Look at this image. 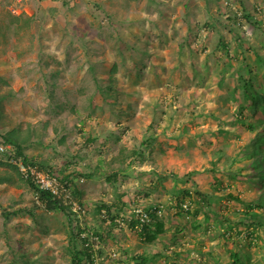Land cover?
Masks as SVG:
<instances>
[{
  "label": "rangeland",
  "instance_id": "rangeland-1",
  "mask_svg": "<svg viewBox=\"0 0 264 264\" xmlns=\"http://www.w3.org/2000/svg\"><path fill=\"white\" fill-rule=\"evenodd\" d=\"M188 1L186 9L181 0H51L47 7L24 2L29 13L25 6L8 43L27 56L18 58L14 80L0 77V133L15 129L31 140L29 159L79 180L87 194L77 200L86 211L81 217L48 211L37 203L35 190L5 168L2 174L15 180L0 183V264H71L81 238L93 232L102 237L96 247L103 264H135L138 256L145 264H227L231 250H239L244 263L263 264L261 228L250 246L235 230L231 235L223 229L237 220L231 212L242 206L223 200L221 190L255 201L260 192L259 183L249 180L247 187L238 180L230 181L231 189L227 185L231 172L249 165L245 154L234 165L230 161L239 149L254 146L264 115L254 113L242 95L244 82L264 85V0ZM225 2L248 15L259 10L261 23L228 27ZM37 36L38 49L30 55ZM219 43L226 46L219 49ZM114 65L112 92L106 85ZM149 135L157 140L145 149L141 164L124 165L117 183H108L106 176L120 165L107 169L104 162L131 152ZM218 158L213 174L210 167ZM147 170L164 180L154 174L140 178ZM119 190L130 194L125 202L133 206L146 202L137 196L152 191L149 203L166 209V234L148 242L141 228L131 226L126 208L114 212V220L100 215L96 209L111 205ZM208 193L220 198L216 204L230 207L228 213L217 207L224 211L220 219L205 218L208 206L195 215ZM190 201V213L181 211L179 204ZM226 213L228 220L222 219ZM116 220H125V226L119 228Z\"/></svg>",
  "mask_w": 264,
  "mask_h": 264
},
{
  "label": "trees",
  "instance_id": "trees-1",
  "mask_svg": "<svg viewBox=\"0 0 264 264\" xmlns=\"http://www.w3.org/2000/svg\"><path fill=\"white\" fill-rule=\"evenodd\" d=\"M224 9L228 12L225 15V21H226V24H228V27L239 26L237 16L230 9V7L224 4ZM258 16H259L258 11H253L249 15L246 13H243L242 18L245 21H250L252 23L255 22V25H258L261 23V19L258 18ZM244 34H246L247 36L250 35L249 32H246V31L244 32ZM116 72H117V67L116 65H114L112 69L110 70L111 75L106 85V89L108 91L114 92V89H113L114 79L112 77L114 76ZM242 79L244 78L242 77ZM258 86L259 87H256V85H252L250 81L244 82L242 86V95H243V99L249 103V108L254 113H258V112L264 113V85L263 86L258 85ZM124 113L125 112H123V114ZM258 122H259L258 123L259 131L256 132L252 140L255 143L254 146L248 152L246 150L247 146H244V148L239 149L237 151V156L232 157L230 161L231 162L230 164L234 165L237 162L242 160L240 159V154L241 155L245 154V159H250V163L248 166H246L245 168L244 167L241 168L239 171L236 170V171L231 172L230 173L231 175H228L231 180H229L228 185H227L228 188L231 189L232 183L230 181H235V180H238L239 182H242V184H245L244 185L245 187L248 186L246 180L251 181L250 182L251 184L259 183L260 192L256 194L257 201L251 198L249 200L241 199L240 198L241 192H239V194L237 195H234V194H231L230 192L225 193V190H226L225 188L221 190L222 196L224 197L223 200H227L228 202H235L242 206V209L234 210L233 212H231L233 216L237 218V220H233L232 221L233 224H231V222H228L222 227L225 230V232H228L231 235H233L232 230H235V233H237L238 235L237 238L242 241L248 242V246L252 244L253 239H256L260 235V233L256 232L257 230L256 228H261L262 231H264V119L263 120L260 119ZM261 125H263V127ZM253 131H254L253 126H251L250 132L253 133ZM187 134H188L187 131L183 130V136H185L188 140ZM0 135H1L0 137L3 138V140L5 141V143L12 145L14 150L17 152L18 156L22 157L26 163H30L33 166H38L44 172H49L47 170L48 163L42 162L39 164L35 159H29V157L27 156L26 150L28 149L31 143V140L29 138H25V137L23 138V136L19 134L15 129L12 131L6 132V134L0 133ZM26 135H29V132H27ZM143 139L144 140L142 141L141 145L134 147L131 152L126 154L124 153V151H121L118 154V156L107 159L104 162V164L108 166L107 169L112 167L115 163H119L120 165L118 169L115 170L114 168L111 174L110 175L108 174V176H106L105 179L107 180L108 183H113V184L117 183V179H116L117 173L119 175V171H122L120 170V168H122L124 165L132 166L134 165L135 162H140V161L142 162L145 157V149L150 148L152 144L155 143V141L157 140V137H155L154 135H149V136H145ZM187 144H189V140ZM219 163H220V158L212 161L210 169H211V172H213V174H215V170ZM0 167L9 168L10 174L13 175V173H15V175L18 177L19 180H21V182L23 181L24 183L26 182L29 185V187L35 190L36 195L38 196V200L41 201V203L45 204L44 206L48 211L60 212L62 214H65L67 210H69L70 207L63 205L61 200L53 198L52 194L39 191L33 183L24 180L19 174L18 169L15 166L0 163ZM99 167H100V164L96 165L94 169V174L98 172ZM247 169L253 170L252 172L253 176H251L249 173H245L243 175L242 171L247 170ZM102 172H107V170H104ZM51 173L55 174V172L53 171ZM94 174H90L89 176H93ZM153 174L157 176L156 179L160 180V182L162 179L164 180L162 174H157L154 170L147 171V172H141L139 174V177L143 178V175L144 176L146 175L148 177L147 179H149ZM195 174L193 173L192 176ZM10 176H8V172H7V176L5 175V180H0V182L10 184L12 180H15V176L14 178ZM172 177L177 184L181 183V181L183 180V179L178 178V176L176 175H173ZM62 180L65 181V180H71V179H69V176H63ZM77 181L79 182V180ZM79 185L80 183L79 184L73 183V186H74L73 196L75 199L77 198V196H81V197L84 196V192L81 190V188H78ZM17 186L19 187L21 185L17 184ZM235 188L238 191H241L243 189V186H242V189L238 187H235ZM143 194L145 196L148 195V193L147 194L143 193ZM185 194L188 198L191 197V194L189 192H185ZM213 197L214 196H211V194L209 193L207 195H203V198L201 200L202 204L201 203L199 204L200 208L196 210L195 215L201 213L202 212L201 208H203L204 206H208L206 212H204V214L207 215L205 217L207 220L210 214H214V217L219 218V219L221 218V215H224L223 210L216 211L218 210L217 207L219 206H221V208L219 209H226L227 213L230 211L229 210L230 207L226 206L224 203L216 204L217 201H221L219 197L216 199H214ZM190 202L189 204L191 205L192 202L191 203ZM205 202H207V205L205 204ZM119 203L115 202L113 204L111 203V205L102 204L101 206H99V208L96 209V211L100 213V215H102L101 212L103 211L105 215H102V216H106L114 220L115 216H113V213L114 212L120 213L121 211H123V207H125L124 203L123 204L122 203L119 204ZM222 205H224V207H222ZM12 213H13L12 215H15V214H18V211H13ZM67 213H69V211ZM186 213L189 214L190 209H188ZM227 213H226V216H224L222 219L228 220L229 215ZM134 225H135V222H132L131 226H134ZM141 233L142 234L144 233L146 240L148 242H154L156 239H158L159 236L166 234V228L164 227V224L162 222H155V223H150L148 225H145ZM89 235H90V239L81 238L82 239V243H81L82 249L80 252L75 251V257L73 258L71 264H94L93 243H95V241L92 239L96 238L97 241H100L102 237L100 236V234H97L94 232ZM234 238L235 237L232 236V239ZM87 243H89L88 246H87ZM229 253H230L231 261H229L227 264H242V263L248 264V263H244L243 257L240 256L239 250H231ZM134 260L136 261L135 264H145L147 261V259L142 256H138Z\"/></svg>",
  "mask_w": 264,
  "mask_h": 264
},
{
  "label": "built area",
  "instance_id": "built-area-1",
  "mask_svg": "<svg viewBox=\"0 0 264 264\" xmlns=\"http://www.w3.org/2000/svg\"><path fill=\"white\" fill-rule=\"evenodd\" d=\"M226 5L229 6L237 16L239 26H241V24H244L245 20L242 18L243 12L241 10H238L236 6L230 2H226ZM259 13L260 12L258 10V15ZM246 24L244 25V28H246ZM0 163L15 166L24 180L33 183L39 191L52 194L53 198L61 200L63 205L70 207L71 212L78 214V217H81V214L85 213L86 210L78 204L73 196L74 186L71 181H63L62 177L58 174L44 172L37 166L26 163L22 157L18 156L12 145L5 143V141L1 137ZM37 203H39V200H37ZM135 212L137 218H139L142 224L152 221L151 214H155L157 218H160L163 213V211L158 209L157 207H154L149 212L143 209H137ZM83 237L90 239V236H88L87 234H85ZM92 240L95 241V244L93 243L94 261L95 264H99L98 254H96V249H98L96 245H98V241L96 238H93ZM88 245L89 243H87V246Z\"/></svg>",
  "mask_w": 264,
  "mask_h": 264
},
{
  "label": "crops",
  "instance_id": "crops-1",
  "mask_svg": "<svg viewBox=\"0 0 264 264\" xmlns=\"http://www.w3.org/2000/svg\"><path fill=\"white\" fill-rule=\"evenodd\" d=\"M50 1L51 0H37L38 4L41 5L42 7H47V4L50 5ZM24 2H27V0H25ZM23 0H0V77L3 80H10L11 78H13L12 80H14V78L16 77V67L18 66V58L27 56L26 53L24 52H19L16 49V45H11L10 43H8L9 41H11V39L13 37H15L16 32H13L12 27L17 25V22L19 20H21L20 14L22 15L23 13V9L26 6V12L29 13V8L27 7L28 4L24 5ZM30 2L32 3L33 0H30ZM216 2V1H215ZM174 3L171 4L170 6L168 5V8L170 9L171 13L173 12V10H175V6ZM158 5H160V2H157ZM176 4V3H175ZM189 1L188 0H181V6L186 9L188 8L189 5ZM28 8V9H27ZM33 10V9H32ZM30 10L31 14L30 17H32L34 15V12ZM50 11L47 10V13H49ZM48 16V15H47ZM47 21L49 20V16L48 19L47 17L45 18ZM146 23H150L149 21L145 20ZM37 22H34V24L36 25ZM11 30V31H10ZM13 33V34H12ZM37 35V34H36ZM38 36L36 38V40L34 41V44H32L30 46V50L28 51L31 55V52L37 51V43L38 42ZM34 45V49L32 48V46ZM222 45L219 43V49L222 47ZM226 46V45H224ZM33 54V53H32ZM3 73L7 74V76L3 77ZM11 84V82H9ZM10 89L15 90V88L10 87ZM7 168V167H5ZM4 167H0V180H5V174L1 171H3L5 169ZM6 170V169H5ZM147 171H151V170H147ZM77 181V180H76ZM119 184L121 185L122 183L128 182V180H119ZM2 183V182H0ZM5 184V183H2ZM155 185V184H153ZM159 185V184H158ZM83 192L86 193L85 190H83ZM152 191H150L148 193L147 196L145 195H139L141 196V200L146 199V201L150 200V193ZM87 194V193H86ZM127 195H130L128 192H126L125 190H119L118 192V196H116L115 200H113L112 202H120V203H124L126 205V207H123L124 209H131V203L129 202H125V197ZM38 197V196H37ZM129 198V197H128ZM112 203V204H113ZM119 203V204H120Z\"/></svg>",
  "mask_w": 264,
  "mask_h": 264
},
{
  "label": "clouds",
  "instance_id": "clouds-1",
  "mask_svg": "<svg viewBox=\"0 0 264 264\" xmlns=\"http://www.w3.org/2000/svg\"><path fill=\"white\" fill-rule=\"evenodd\" d=\"M225 4H226V2H225ZM264 114V113H263ZM264 116V115H263ZM264 119V117H262V119L261 120H263ZM262 127H263V125H261ZM253 129H254V127H253ZM257 131H259V130H257L256 129V132ZM253 132H255V129H254V131ZM256 132H255V134H256ZM254 142V141H253ZM243 159H245V156H244V158ZM30 164V163H29ZM69 181H71L72 183H74V184H79V182L78 181H76V180H74V181H72V180H69ZM149 193V192H148ZM142 195H144V194H142ZM137 199H138V201L140 202V200H141V196H137ZM37 200H38V198H37ZM76 201L78 202V200H77V198H76ZM257 201V200H256ZM41 202V201H40ZM133 203H135L136 202V198H134L133 199V201H132ZM113 203V202H112ZM78 204L83 208V209H85V207H83L79 202H78ZM187 205H190L189 204V202H182V203H180L179 204V207H180V210L181 211H183V212H187V210L189 209V207L187 208ZM154 207H157L158 209H160V210H162L163 211V213H162V216L160 217V218H157L156 217V215L155 214H151V216H152V221L151 222H147V223H141L140 222V220H139V218H137V216H136V210L137 209H143V210H145V211H147V212H149L150 210H152ZM185 209H187V210H185ZM124 211V210H123ZM166 209H165V207L163 206V205H157V204H150L149 203V201L147 200L145 203H141V204H136L135 206H131V209H130V213H131V216H132V219L130 220V222H135V225H134V228L135 229H138V230H140V228H141V232H142V229L144 228V226L145 225H148V224H150V223H155V222H162L163 220H164V218H166ZM69 212L71 213V214H74L75 216H78V214H75V213H73V212H71V210H70V208H69ZM116 223H117V225H118V227L119 228H122V227H124L125 226V220H116ZM132 224V223H131ZM87 234V233H86ZM85 235V234H84ZM88 235V234H87ZM88 236H90V235H88ZM83 238H86V237H83ZM100 242V241H99ZM95 244V243H94ZM97 251H98V249H96V254H98V262H99V264H103V260H104V258H102V256H99V255H101L99 252L97 253ZM111 258V255L110 254H108V259H110ZM93 261H94V259H93ZM94 264H95V261H94Z\"/></svg>",
  "mask_w": 264,
  "mask_h": 264
}]
</instances>
